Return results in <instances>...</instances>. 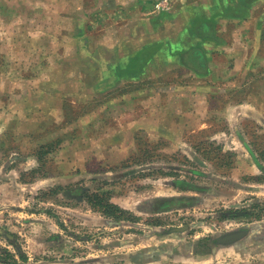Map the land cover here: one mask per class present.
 Listing matches in <instances>:
<instances>
[{"label":"rangeland","instance_id":"374dc122","mask_svg":"<svg viewBox=\"0 0 264 264\" xmlns=\"http://www.w3.org/2000/svg\"><path fill=\"white\" fill-rule=\"evenodd\" d=\"M96 1L71 6L65 15H74L75 23L72 16L56 17V8L70 9L65 3L56 6V0H0V102L22 109L19 94L25 89L32 108L31 120L16 117L13 130L1 141V162L16 160L6 174L14 180L24 158L30 168L20 173L27 184L24 191L10 189L20 181H0L5 190L1 196H10L0 197V264H183L186 247L176 245L166 252L160 241L176 238L180 244L208 235L205 245L199 239L194 245L202 257L218 251L214 241L220 235L264 221V155L256 146L251 150L246 135L247 151L213 142L209 132L218 125L225 128V121H215L206 132L185 131L188 146H180L174 136V148H164L172 134L152 141L140 132L135 149L105 143L106 121L99 112L108 101L119 106L121 100L129 120L140 110L166 108L168 84L180 88L190 78L174 71L147 84L132 80L112 85L107 70L97 67L103 49L88 38L100 33L104 22V8L93 10ZM167 1L168 6L158 8L164 0H155L153 10L171 12L178 6V0ZM235 6L245 9L246 3L239 0ZM226 10L233 8L227 5ZM86 11L94 12L99 24L93 31L87 29V18H80ZM81 28L84 34L79 36ZM41 79L48 84L40 85ZM107 92L109 98L104 97ZM93 112L97 116L89 118ZM43 120L45 125H39ZM41 126L42 133L20 139L26 128ZM245 130L254 135L256 125L249 123ZM255 135L264 142V133ZM246 153L262 156L250 173L238 163ZM93 197L103 203L96 205ZM172 229L178 231L170 238ZM157 244L161 252L150 251Z\"/></svg>","mask_w":264,"mask_h":264},{"label":"crops","instance_id":"0c3cea01","mask_svg":"<svg viewBox=\"0 0 264 264\" xmlns=\"http://www.w3.org/2000/svg\"><path fill=\"white\" fill-rule=\"evenodd\" d=\"M154 1H96L98 7L93 10L95 12L100 7L104 8V22L102 31L97 34L94 32L95 34L88 38L93 39L95 47L103 49L104 55L101 61H98L97 67L102 68L104 72L107 70L108 77L112 78V85L116 87L132 80L136 83H151L149 79L158 77L163 72L171 77L174 71L188 76L191 82L189 80L183 83L185 86L180 88L173 82L169 83L167 99L170 104L166 108L150 109L146 112L140 110V113L133 114L129 120L127 109L121 107V100L118 101L119 106L108 101L102 112H99L103 113L106 121L103 125L105 143L109 144L110 148L135 149L138 147L137 139L145 133L152 141L163 138L160 136L172 134L167 137L170 142L166 140L170 145H165L164 148H174V136L178 138L180 146L185 143L188 146V142L182 138L185 131L206 132L214 126L215 121H225V128L218 125L209 132L213 142L224 144L229 149L240 148L247 151L246 141L249 138L251 150L255 146L264 150V142L260 143L255 138V133H264V0H244L245 9H239V6L235 8L239 0H178V6L171 12L153 10ZM54 3L56 6L63 3L70 6L65 13L56 8L55 15L58 19L64 20L72 16L76 23L74 15L65 14L71 11V6L77 7L84 3V0H56ZM227 5L233 8L231 12L226 10ZM76 10L80 13L77 8ZM94 12L86 11L80 15V18L86 17L89 21V31L99 25L94 19ZM83 34L81 28L78 35ZM259 57L262 60H258ZM25 79L24 83L30 82ZM39 82L40 85L48 84L42 79ZM107 91H112V87ZM107 93L105 98L111 95ZM20 96L23 100L22 109L6 108L0 102V155L1 141L4 143L3 137L13 130L15 118L31 120L32 108L28 103L30 94L24 89ZM94 116H97L96 113L89 114V118L93 119ZM164 119L167 120L166 126L161 128ZM41 123L45 125L44 120L39 125ZM249 123L256 125L254 135L245 130ZM43 130L42 126L35 131L26 128L20 139L25 141L32 133H42ZM242 133L245 141L241 138ZM245 135L249 136L247 140ZM125 154L126 152L124 156ZM259 155L257 153V156L252 157L246 153L244 157H240L238 163L247 165L246 173H250ZM36 157L39 160L40 156ZM13 161L0 160V170L3 172L0 181H3L4 185H10L14 180L20 181L16 183L17 187L10 189L24 191L27 184L21 181L20 173L28 171L30 161L22 159L19 163L21 168L18 167L21 172L16 170L14 180L6 174L8 164ZM4 191V187L0 188V197L10 198L9 194L1 196ZM246 228L239 238L227 240L228 237L223 238L224 236L220 235L215 239V245L226 248L228 253L222 252L219 247L214 254L198 256L194 245L200 238L183 240L180 244L175 243L176 238L160 243H163L161 246L164 245L166 252L176 249V245L186 247L183 264H264V221L255 222ZM172 230L170 238L175 237L178 231ZM232 232L236 230H230L229 233ZM209 239L207 235L199 243L205 245ZM159 245L151 246L150 251L161 252L156 249ZM152 260L154 258H150L149 262Z\"/></svg>","mask_w":264,"mask_h":264},{"label":"water","instance_id":"95a60500","mask_svg":"<svg viewBox=\"0 0 264 264\" xmlns=\"http://www.w3.org/2000/svg\"><path fill=\"white\" fill-rule=\"evenodd\" d=\"M243 235V232L242 231H236V232H232V233H226L225 235H224V237L223 238H225V237H228V239L227 240H230V238H234V239H236V238H239L240 236H242Z\"/></svg>","mask_w":264,"mask_h":264},{"label":"trees","instance_id":"16d2710c","mask_svg":"<svg viewBox=\"0 0 264 264\" xmlns=\"http://www.w3.org/2000/svg\"><path fill=\"white\" fill-rule=\"evenodd\" d=\"M260 154L263 156L264 155V150H259ZM260 155V157L262 158V156ZM94 199L97 200V202H95L96 205H99L100 203H103V199L99 198V197H93ZM93 200V199H92ZM107 208L111 207L110 205H108V203L106 204ZM106 208H104V212L105 213H109V211L105 210ZM111 213V212H110Z\"/></svg>","mask_w":264,"mask_h":264},{"label":"built area","instance_id":"2783aa9c","mask_svg":"<svg viewBox=\"0 0 264 264\" xmlns=\"http://www.w3.org/2000/svg\"><path fill=\"white\" fill-rule=\"evenodd\" d=\"M169 2L167 0H164V2H159L156 4V7L160 8V7H163V6H168Z\"/></svg>","mask_w":264,"mask_h":264},{"label":"flooded vegetation","instance_id":"af4514ba","mask_svg":"<svg viewBox=\"0 0 264 264\" xmlns=\"http://www.w3.org/2000/svg\"><path fill=\"white\" fill-rule=\"evenodd\" d=\"M247 230V229H246ZM239 231V230H238ZM240 231H243V230H240Z\"/></svg>","mask_w":264,"mask_h":264}]
</instances>
